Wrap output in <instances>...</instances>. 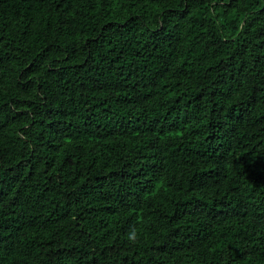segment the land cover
<instances>
[{"label":"trees","instance_id":"16d2710c","mask_svg":"<svg viewBox=\"0 0 264 264\" xmlns=\"http://www.w3.org/2000/svg\"><path fill=\"white\" fill-rule=\"evenodd\" d=\"M0 264H264V0H0Z\"/></svg>","mask_w":264,"mask_h":264},{"label":"clouds","instance_id":"9594fccd","mask_svg":"<svg viewBox=\"0 0 264 264\" xmlns=\"http://www.w3.org/2000/svg\"><path fill=\"white\" fill-rule=\"evenodd\" d=\"M127 240L131 245H135L138 243V232L135 228L129 229L127 233Z\"/></svg>","mask_w":264,"mask_h":264}]
</instances>
